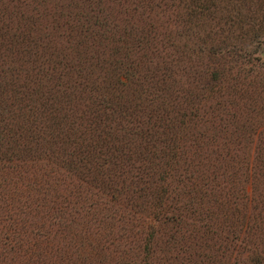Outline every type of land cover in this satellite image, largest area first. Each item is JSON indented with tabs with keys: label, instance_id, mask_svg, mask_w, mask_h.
<instances>
[{
	"label": "trees",
	"instance_id": "1",
	"mask_svg": "<svg viewBox=\"0 0 264 264\" xmlns=\"http://www.w3.org/2000/svg\"><path fill=\"white\" fill-rule=\"evenodd\" d=\"M84 2L90 69L0 25V264H264L262 1Z\"/></svg>",
	"mask_w": 264,
	"mask_h": 264
},
{
	"label": "rangeland",
	"instance_id": "2",
	"mask_svg": "<svg viewBox=\"0 0 264 264\" xmlns=\"http://www.w3.org/2000/svg\"><path fill=\"white\" fill-rule=\"evenodd\" d=\"M260 1L264 4V0ZM77 3L79 4L78 6ZM87 9V4L85 2L81 3V0H0V25L19 28L23 31L26 38L31 37L32 40L40 41L39 51H45L48 49L53 50L56 48L60 52L62 49L65 54L69 55L72 63L80 60L79 62L84 64V69H90L88 61L90 56L80 52V47H78L79 43H94L96 41L95 36L97 35L94 33L95 27L93 26L95 21L92 19L95 15L92 17L90 15L89 17L82 16V12L87 13ZM259 9L261 8H257L255 5L251 8L252 11H257ZM121 11V7H115L114 16H118L117 13H120ZM172 18L173 17L171 16L163 18L162 21L164 23L162 25L164 27L169 24L172 25ZM61 25L62 28H60ZM66 26L75 27L74 32L71 33L69 38L66 37L65 34ZM257 31L255 32L257 33ZM257 34H260V32ZM16 37L17 36L12 35L11 42L16 40ZM31 39L27 38V40L22 44H18V46L26 44L27 41H31ZM260 39L264 40L263 37H260ZM41 42L43 43V48L41 47ZM183 42L184 41H182V43ZM93 46H95V44ZM186 56L187 55L183 56V61L179 64V69L181 71L185 69L186 71L184 75L178 77L182 84H185L186 76L191 73V70L189 69L190 63L187 62ZM105 57L108 58L106 50ZM17 59H20V56L14 57V60L17 61ZM29 61H32V58ZM25 67L28 66L26 65ZM14 68H17V66H14ZM214 172L219 174L220 171L214 170ZM216 259L219 261L220 257L218 256ZM215 263L226 264V261Z\"/></svg>",
	"mask_w": 264,
	"mask_h": 264
}]
</instances>
